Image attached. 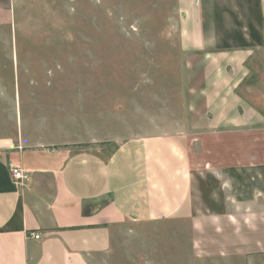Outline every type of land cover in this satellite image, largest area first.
Here are the masks:
<instances>
[{"label": "crops", "instance_id": "1", "mask_svg": "<svg viewBox=\"0 0 264 264\" xmlns=\"http://www.w3.org/2000/svg\"><path fill=\"white\" fill-rule=\"evenodd\" d=\"M32 1L0 0V264H96L119 221L149 224L188 214L193 169L169 135L131 137L107 153L106 146L77 147L64 125L55 141L43 134L47 124L23 129L21 80L33 87L37 81L28 76L65 73L58 64L20 66V56L31 57L33 46L26 44L73 41L19 34L23 8ZM174 4L171 26L185 60L189 126L264 133V72L259 88L249 82L257 53L264 54V0ZM251 163L242 180L260 187L264 167L256 172ZM13 166L28 172L23 186ZM258 192L264 195V189Z\"/></svg>", "mask_w": 264, "mask_h": 264}, {"label": "rangeland", "instance_id": "2", "mask_svg": "<svg viewBox=\"0 0 264 264\" xmlns=\"http://www.w3.org/2000/svg\"><path fill=\"white\" fill-rule=\"evenodd\" d=\"M23 9L19 34L73 40L26 44L33 46L31 57H19L20 66L65 70L28 76L37 81L33 87L21 80L25 131L28 124H47L43 134L55 141L64 125L77 147L106 146L107 153L131 137L169 135L193 169L188 214L149 224L119 221L109 250L95 263L264 264V195L258 192L264 185L241 175L251 161L256 172L264 167V133L189 126L185 60L171 26L174 0H33ZM257 54L249 82L259 88L264 54Z\"/></svg>", "mask_w": 264, "mask_h": 264}, {"label": "built area", "instance_id": "3", "mask_svg": "<svg viewBox=\"0 0 264 264\" xmlns=\"http://www.w3.org/2000/svg\"><path fill=\"white\" fill-rule=\"evenodd\" d=\"M11 172L16 182L21 186H23L29 180L28 172L19 167L13 166L11 168ZM32 236L34 238H40V234L38 233H33Z\"/></svg>", "mask_w": 264, "mask_h": 264}]
</instances>
